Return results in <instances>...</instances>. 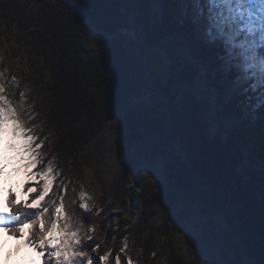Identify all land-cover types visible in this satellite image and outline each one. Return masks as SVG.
I'll return each mask as SVG.
<instances>
[{
    "label": "trees",
    "instance_id": "trees-1",
    "mask_svg": "<svg viewBox=\"0 0 264 264\" xmlns=\"http://www.w3.org/2000/svg\"><path fill=\"white\" fill-rule=\"evenodd\" d=\"M39 1L42 3L40 9L29 20L36 26L32 34L48 47L51 71L59 80L51 89V100L55 101L49 113L51 121L59 126L82 121L85 122L84 127L96 124L97 130L121 110L126 112L124 164L132 170L133 159H130L140 151L151 161L158 156L165 157V176L169 183L162 191L156 192L153 201L163 200L172 204L180 196L190 197V200L197 198L222 209L228 220L225 205L229 202L236 207L239 222L245 224L244 227L236 226L240 239L252 246V255L264 256V110L255 104L259 91L253 92L248 88L244 95L234 93L229 100L222 99L223 92L233 85L236 73H229L224 78L225 71L221 67L225 57L219 48L210 46L199 35L190 7L179 19L178 8L171 0H159L163 6L161 17L153 7L157 0H121L119 4L118 0ZM132 13L138 17L135 22L143 52L156 45L160 37L183 38L194 50L198 62L205 68V80L211 83L218 95L214 109V119H218L216 123L222 125L219 121L226 116L233 120L227 130L223 128L222 136L220 128L212 133L213 121L209 122L207 99L196 92L193 81L198 72L196 67L177 61L172 48H168L167 56L176 64L177 71H173V67L168 75L165 74L163 68L156 65V53L148 54L147 66L140 63L139 46L129 36L118 32L120 29L132 30ZM172 15L175 16L173 20ZM160 30V35L154 34L155 31L159 34ZM147 32L153 35L152 41L147 40ZM133 51H137L138 56ZM131 68L137 72L133 70L135 72L131 74L128 71ZM143 87L156 90L158 97L152 90L151 102L141 104L131 113L125 104L135 90ZM95 130L92 127L81 130V134L85 133L83 141H87V136ZM58 141L52 150L60 161H72L73 151L79 149L77 144L83 142L71 140L68 146L67 140ZM173 144L184 155L195 179L184 168L181 154L173 150ZM246 160L247 164H244ZM176 180L182 187L177 186L179 182ZM198 184L207 188L202 189ZM214 190H221L224 198ZM75 193L72 192L71 196H76ZM148 214L151 215L150 212ZM144 216L140 218L144 219ZM141 219L139 229L151 230L147 218ZM94 220L103 227L106 217L101 219L98 215ZM257 236L262 237L263 245L258 243ZM102 238L103 234H100L98 239ZM144 240L153 243V231ZM149 249L156 250L155 244ZM115 251L119 253V248ZM169 258L167 256V260Z\"/></svg>",
    "mask_w": 264,
    "mask_h": 264
},
{
    "label": "rangeland",
    "instance_id": "rangeland-1",
    "mask_svg": "<svg viewBox=\"0 0 264 264\" xmlns=\"http://www.w3.org/2000/svg\"><path fill=\"white\" fill-rule=\"evenodd\" d=\"M120 1L118 0L117 4ZM171 2L175 3L178 8L179 19L183 18L189 6L188 0H171ZM41 5L39 0H0V74L3 75L0 83L5 85V95L17 108L20 118L28 127L34 129V133L40 139L45 140L41 153L45 164L48 160H52L57 171L62 173L59 178L61 180L57 182V188L61 181L67 185L65 205L72 223L78 227L82 225L84 231L92 227L95 228V231L90 233L94 239L85 241L82 250L91 253V248L89 249L88 246L91 244L92 247L99 243L100 247L94 255L98 257L111 250L110 264H115L117 254L121 255V264H127L128 257L132 259L133 264H264V256L252 255V246L249 247L243 238L240 239L236 226L240 224L244 227L245 224L239 222L237 210L233 204L228 202L225 205L229 215L228 220L222 209L197 198L190 200V197L185 198L179 195L181 198L175 199L172 204L163 200L153 201L156 199V192L162 191L164 185L169 183L165 176L166 170L163 162L165 157L158 156L151 161L146 159L143 151H140L137 154L134 153L135 156L130 159L131 161L133 159L132 170L124 164L126 152L123 136L127 132L124 121L126 112L121 110L114 118L106 120L103 126L97 130H95L96 124L84 127L85 122L82 121L61 126L51 121L52 117L49 113L55 106V101L51 100V89L52 85L59 80L57 75L51 71L49 49L33 36L32 31H35L36 26L30 22V16L40 9ZM153 7L157 16L161 17L162 3L157 0ZM147 8L149 9V6ZM174 18L175 16L172 15L171 20ZM137 19L138 17L135 18L132 13L130 16L132 30L126 29L127 32H131L130 35L121 32L122 29L118 32L126 34L139 46L140 63L143 65L144 62L147 66L145 62L148 54L156 53L158 56L156 65H160L159 67L163 68L165 74L168 75L173 67L175 68L173 71H177L178 67L167 56V50L172 48L177 61L196 67L198 72L193 79L196 92L198 96H205L207 99L209 122L213 121L212 133L215 134L220 128L222 136L223 128L227 130L233 120L226 116L221 119L222 121H219L222 125L216 123L218 119H214V109L218 104V95L210 85L211 83L205 80L207 76L205 68L198 62L194 50L183 38L160 37L158 43L151 46L153 48H146L143 52L138 40ZM162 29L164 28L162 27ZM197 31L204 38L198 28ZM161 33L160 30L159 34L156 31L154 34L160 35ZM146 36L148 41H152L153 35L151 36L150 32H147ZM107 37L109 36L107 35ZM133 52L138 56L137 51ZM257 52H259L258 42ZM221 69L224 71L223 66ZM133 70L136 69H128L131 74L135 72ZM224 73V78H226L229 73ZM122 75L120 74V76ZM135 76L138 77V75ZM249 81L248 83L252 82L251 79ZM183 85L187 86V84ZM181 88H183L182 85ZM152 90L158 97L157 91ZM152 90L145 87L138 91L135 90V94H132L129 102L125 104L127 109L132 113L136 110L135 108L141 107V104L150 103V94L154 93ZM248 91L247 84L242 85L239 89L230 85L228 90L223 92L222 99L227 101L234 93L244 95ZM19 93L24 94L23 98ZM157 103L159 104L158 98ZM257 103L258 101H255L256 105ZM90 127L95 131L89 137L87 136V141H83L85 133L81 134L80 131L90 129ZM75 134H78L77 137H74ZM57 139L67 140L68 146L71 140L83 141L79 143L80 145L77 144L79 149L76 152L73 151L72 161L68 159L60 161V157L55 156L56 153L52 149L58 141ZM175 145L173 144V150L179 155L181 154L180 161L182 162L184 155L178 150L177 145V150L175 149ZM244 164H247V160L244 161ZM190 176L195 179L191 174ZM19 179H23V177H19ZM176 181L179 182L177 186L182 187L180 181ZM177 186H174L175 189ZM202 189L206 188L202 187ZM72 192H76V196L72 197ZM81 192L87 196L86 203L89 205V212H83L79 207ZM134 192L136 194H133ZM214 192L224 198L221 190H214ZM48 199H56L55 190ZM232 205L236 210L235 217H233ZM33 211L25 210V214L31 215ZM148 212L151 213L150 216H148ZM98 215H101V219L106 217L103 227L97 225L98 219L94 220L98 218ZM140 216H144V219L147 218V224L151 230L139 229ZM150 231H153V243L156 250L149 249L153 245L151 240L148 243H146V239L144 240L147 236L149 237ZM100 234H103L102 239H98ZM257 239L258 243L263 245L262 237L257 236ZM125 242L127 243L126 251L117 253L115 249H120ZM2 255L7 256L6 249ZM167 256H170L169 260H167Z\"/></svg>",
    "mask_w": 264,
    "mask_h": 264
},
{
    "label": "snow or ice",
    "instance_id": "snow-or-ice-1",
    "mask_svg": "<svg viewBox=\"0 0 264 264\" xmlns=\"http://www.w3.org/2000/svg\"><path fill=\"white\" fill-rule=\"evenodd\" d=\"M188 4L205 42L225 57L224 71L236 73L233 87L247 84L251 91L258 90L256 106L264 110V0H188ZM5 92L0 83V259L6 249L4 264H110L111 250L94 255L99 243L92 245L91 253L82 250L85 241L94 239L90 233L95 228L84 231L72 223L65 205L67 185L61 181L57 188L62 173L52 160L45 164L41 155L45 140L20 118ZM54 190L56 199L49 200ZM80 199V209L89 212L86 194L81 192ZM23 210L34 211L26 215ZM126 249L125 242L119 253ZM115 264H121L120 254ZM127 264H133L130 257Z\"/></svg>",
    "mask_w": 264,
    "mask_h": 264
},
{
    "label": "water",
    "instance_id": "water-1",
    "mask_svg": "<svg viewBox=\"0 0 264 264\" xmlns=\"http://www.w3.org/2000/svg\"><path fill=\"white\" fill-rule=\"evenodd\" d=\"M124 32V33H127V34H131V32H127V30L126 29H122L121 30V32ZM175 149L177 150V147H176V145H175ZM182 164H183V166L186 168V169H188L189 171H190V174L193 176V177H195L194 176V173H193V171L191 170V168L184 162V156H182ZM198 186L199 187H203V188H207L206 186H204V185H201V184H198ZM232 208H233V217H235L234 215H235V213H236V210H235V207L232 205Z\"/></svg>",
    "mask_w": 264,
    "mask_h": 264
},
{
    "label": "bare ground",
    "instance_id": "bare-ground-1",
    "mask_svg": "<svg viewBox=\"0 0 264 264\" xmlns=\"http://www.w3.org/2000/svg\"><path fill=\"white\" fill-rule=\"evenodd\" d=\"M7 258L6 255H3V259H0V264H4V260Z\"/></svg>",
    "mask_w": 264,
    "mask_h": 264
}]
</instances>
